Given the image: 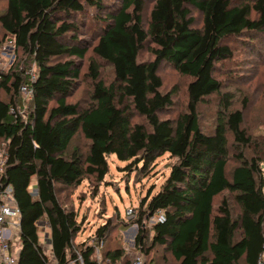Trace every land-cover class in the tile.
I'll list each match as a JSON object with an SVG mask.
<instances>
[{"label": "trees", "instance_id": "1", "mask_svg": "<svg viewBox=\"0 0 264 264\" xmlns=\"http://www.w3.org/2000/svg\"><path fill=\"white\" fill-rule=\"evenodd\" d=\"M108 3V20L92 51L112 67L114 79L107 83L92 59L90 104L82 107L68 101L80 76L76 58L84 59L88 51L79 44L76 15ZM191 6L202 13L199 27ZM0 25V50L11 39L25 55L19 69L0 78V90L9 95L0 101V198L10 187L20 208L18 264H51L40 222L49 228L56 264L115 263L124 255L120 248L98 259L96 245L77 247L82 223L61 194L86 177L102 181L109 155L130 161V170L139 163L148 169L165 153L176 162L133 220L139 227L136 245L145 256L162 246L172 264H261L264 138L257 141L244 127L246 101L244 108L232 109L233 96L223 92L215 70L233 56L228 38L264 34V0H7ZM149 43L154 59L140 60ZM30 60L37 67L33 77L24 69ZM163 62L191 78L187 108L173 119L160 116L174 104V92L162 91ZM22 85L33 90L27 116L21 112ZM213 95L220 96V105L207 133L199 109ZM78 133L89 141L88 150L67 154ZM160 212L166 220L154 224L146 247V222ZM108 230V225L97 230L99 241L106 240Z\"/></svg>", "mask_w": 264, "mask_h": 264}, {"label": "rangeland", "instance_id": "2", "mask_svg": "<svg viewBox=\"0 0 264 264\" xmlns=\"http://www.w3.org/2000/svg\"><path fill=\"white\" fill-rule=\"evenodd\" d=\"M235 4H241L249 0H233ZM111 4L99 10L94 6H87L82 14L76 15L78 23L81 25L78 38L79 44L88 49L84 59L76 58L80 68V76L76 82L75 89L68 101L79 103L82 107L90 104L92 90V80L88 76V67L92 59L98 61L101 66V77L110 83L114 79L112 67L105 61L99 59L92 51L98 35L106 25L107 12L110 11ZM7 6V0H0V14ZM151 5L149 4L145 15H148ZM192 14L195 18V26L202 25V13L191 6ZM4 31L0 25V38ZM233 49L232 58L219 62L216 65L215 76L221 80L223 92H229L233 96L232 109H242L244 101L247 106L244 109V127L247 131L260 141L264 138V34H257L255 37H230L227 39ZM151 44H147L140 54V60H153L154 55L150 50ZM25 55L18 52L11 39H8L0 50V75L7 73L11 69H19ZM27 59V57H26ZM24 69L30 76L36 75L37 67L34 62H27ZM159 73L163 79L162 91L174 92V104L166 111L162 112V118H176L185 111L188 103L187 86L191 81L188 76L181 75L172 65L167 62L161 64ZM21 87L22 108L24 116L28 114L29 95ZM219 95L208 97L200 106V124L202 129L211 133L217 122V115L220 105ZM9 100V95L0 90V101ZM219 103V105H218ZM135 122L141 121L139 117H134ZM89 141L82 133H78L72 140L67 154H71L74 149L80 153H86ZM264 161V152L259 153ZM109 172L102 181H97L94 177H86L82 183L76 187L68 188L61 194L63 201L78 213V220L81 221V231L75 238L78 248L94 244L97 247V257L106 256L107 251L120 248L124 255L115 263L109 259H104L105 264H126L136 254L145 251L136 245V237L139 232L138 224L133 222L137 217V212L141 208L142 200L148 195L150 190L156 193L166 181L171 166L176 162V158L169 153L160 155L148 168H143L142 164L128 170L130 161H121L116 155L107 157ZM3 150L0 151V168L2 167ZM232 164H235L232 161ZM264 171V162L262 164ZM34 182V180H33ZM33 187V184H32ZM33 192L34 189H33ZM135 210L136 216L128 218L127 211ZM156 216L146 222L148 240L146 247L150 246L154 234L152 228L156 223ZM39 224V234L44 250L49 255L51 264H56L51 255V244L45 240V233L49 228L44 222ZM109 226L105 241H99L97 230L103 226ZM15 244L21 248L19 235L15 237ZM148 256V258H147ZM145 258L150 260V264L155 262L160 264H172L174 262L171 253L164 247H156L150 255ZM106 258V257H105ZM146 259V260H147ZM261 264H264V255Z\"/></svg>", "mask_w": 264, "mask_h": 264}, {"label": "built area", "instance_id": "3", "mask_svg": "<svg viewBox=\"0 0 264 264\" xmlns=\"http://www.w3.org/2000/svg\"><path fill=\"white\" fill-rule=\"evenodd\" d=\"M1 78V75H0ZM23 90L29 95L33 96V90L28 86H23ZM128 218L136 216L135 210L129 209L127 211ZM155 222H164L166 220L165 214L160 212L156 215ZM21 212L17 202L14 199L13 191L7 187L0 198V264H18L19 252L15 244L16 234L20 231ZM54 261V257L52 255ZM129 264H148L145 256L142 253L136 254Z\"/></svg>", "mask_w": 264, "mask_h": 264}, {"label": "crops", "instance_id": "4", "mask_svg": "<svg viewBox=\"0 0 264 264\" xmlns=\"http://www.w3.org/2000/svg\"><path fill=\"white\" fill-rule=\"evenodd\" d=\"M35 183H36V181L34 180L33 184H35ZM39 224H42V223L40 222ZM43 225H45V224H43ZM48 233H49V232H46V233H45V240H46L47 243H49V241H48V240H49V239H48ZM16 235H17V234H16ZM49 244H50V243H49ZM51 255H52V254H51Z\"/></svg>", "mask_w": 264, "mask_h": 264}]
</instances>
